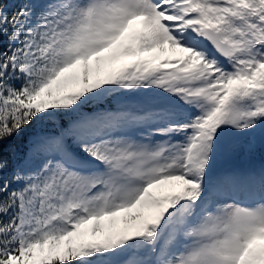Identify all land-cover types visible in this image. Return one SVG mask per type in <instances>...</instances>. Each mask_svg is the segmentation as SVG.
I'll list each match as a JSON object with an SVG mask.
<instances>
[{
	"label": "snow or ice",
	"instance_id": "1",
	"mask_svg": "<svg viewBox=\"0 0 264 264\" xmlns=\"http://www.w3.org/2000/svg\"><path fill=\"white\" fill-rule=\"evenodd\" d=\"M0 264H264V0H0Z\"/></svg>",
	"mask_w": 264,
	"mask_h": 264
}]
</instances>
